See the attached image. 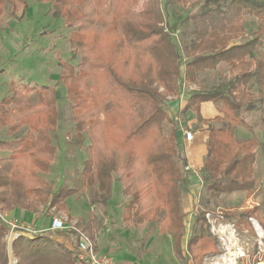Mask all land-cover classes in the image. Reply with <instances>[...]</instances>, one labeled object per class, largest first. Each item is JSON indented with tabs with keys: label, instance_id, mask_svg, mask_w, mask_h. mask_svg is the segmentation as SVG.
<instances>
[{
	"label": "trees",
	"instance_id": "trees-1",
	"mask_svg": "<svg viewBox=\"0 0 264 264\" xmlns=\"http://www.w3.org/2000/svg\"><path fill=\"white\" fill-rule=\"evenodd\" d=\"M10 1L12 13L26 12L28 0ZM40 1L52 3L53 18L75 28L68 41L80 60L60 62L59 80L70 101L74 132L88 138L89 156L77 188L54 189L45 178L56 153L54 88L19 91L12 85L0 100V129L11 135L0 141V148L9 150L0 158V203L6 210L25 211L42 205L46 216L51 209L66 211L67 199L80 187L87 205L104 216L114 183L122 182L123 193L131 196L124 220L149 221L171 237L181 259L197 260L204 217L196 215L198 233L193 231L182 248L187 161L177 141V121L166 111L168 97H177L188 84L204 85L206 74L214 76L211 85L189 91L180 114L198 116L205 101L216 105L223 116L208 123L203 187L214 196H248L255 188L257 143L240 138L238 130L251 129L246 117L253 112H261L264 122V0H152L136 12L141 0ZM256 210L240 213V223L249 225L248 217L261 221ZM73 226L19 236L11 245L16 264H79L80 223ZM82 229L91 234L88 224ZM6 233L0 221V264H9Z\"/></svg>",
	"mask_w": 264,
	"mask_h": 264
},
{
	"label": "rangeland",
	"instance_id": "rangeland-1",
	"mask_svg": "<svg viewBox=\"0 0 264 264\" xmlns=\"http://www.w3.org/2000/svg\"><path fill=\"white\" fill-rule=\"evenodd\" d=\"M151 2L152 0H141L133 11L143 10ZM160 2L162 3V0ZM11 3L10 0H0V100L9 94L12 85L19 91H23L24 86L54 88L58 120L57 128L51 135L56 153L45 178L56 190L77 188L83 161L89 156V142L86 136L80 138L74 132L75 122L70 101L65 87L59 80L60 62L69 60L76 64L80 60V55L71 51L68 41L75 28L66 27L60 19L53 18L52 3L28 0L26 12H21L20 8L15 13L11 12ZM186 9L187 7L180 8V13ZM183 26L188 27L190 24L185 23ZM206 78L204 85L188 84L183 89L196 90L215 81L212 74H206ZM170 98L168 97V100ZM246 119L251 129L240 127L238 136L253 138L257 143L254 149L256 159L252 176L255 188L252 192L248 196L244 192H217L214 196L211 191L202 187L193 199L188 194V189L181 192V203L187 212L183 218L184 248L186 238L190 237L193 231L198 233L196 215L204 217L201 222L204 227V239L199 247L197 260H182L175 251L173 257L171 237L159 232L149 221L137 223L136 217L124 220V217L130 214L127 205L131 196L123 193L122 182H115L113 185L107 215L103 216L102 210L87 205L86 192L80 187L79 192H74L67 199L66 211L51 209L49 212L66 216L68 225L76 226L79 222L80 233L92 236L93 242L96 236L99 238L104 234L107 238L109 235L114 241H107L105 245H123L125 253L130 252L136 262L141 264H264V122L259 111L247 115ZM9 137L11 135L8 130L0 129V141ZM7 155L9 150L0 148V158ZM204 198H207V201H204ZM36 207V211L44 213L42 205ZM253 208H257L256 214L263 217L261 221L259 218L248 217L249 225L241 224L244 220H238V215ZM2 210L7 212L3 205ZM89 212L96 219L88 222L86 217ZM85 222L90 226L91 234L82 229ZM106 223L109 224L108 230L105 229ZM136 230L142 234H137ZM71 238L73 242L76 239L75 236ZM5 242L9 264H16L17 257L12 252V244L6 240ZM146 244H151L147 250L144 247ZM107 255L113 259L122 257L121 253L115 252Z\"/></svg>",
	"mask_w": 264,
	"mask_h": 264
},
{
	"label": "crops",
	"instance_id": "crops-1",
	"mask_svg": "<svg viewBox=\"0 0 264 264\" xmlns=\"http://www.w3.org/2000/svg\"><path fill=\"white\" fill-rule=\"evenodd\" d=\"M188 88V87H187ZM189 98V89L184 88L182 92L177 96L170 98L167 102L166 111L167 114L176 119L177 121V141L180 145L181 151L187 161V178H188V194L192 197L198 194V190L203 187V180L201 176V168L204 164L206 156V142L208 138V123L215 117H222L223 114L217 109L216 105L211 101H205L200 103L198 116L191 112L187 111L183 114H180L187 104ZM191 133V138L186 139L185 133ZM7 213L10 217H16L19 220L31 223L37 229H47L51 224V218L54 213L49 212L46 216H43L39 211H25L21 209L7 210ZM94 216L89 212V216L86 217L89 222ZM107 219L109 217L107 216ZM86 224V222L84 223ZM106 223L105 229L108 230ZM105 231V230H104ZM55 232V231H50ZM129 233V232H127ZM137 234H140L136 230ZM142 234V233H141ZM140 234V235H141ZM184 237V236H183ZM182 237V238H183ZM56 241L64 244V246L69 247L70 244L66 239L62 237H54ZM187 240V238H186ZM107 241H114L109 235L107 238L102 235V237H97L94 241L96 251L109 254L110 252L121 253L122 257L114 258L115 264H141L136 262V259L133 255L125 253V248L120 244H108ZM166 241V240H165ZM186 243V241H185ZM171 253L174 257V248L172 242ZM151 244H146L144 247L149 248ZM184 248V246H182ZM139 249V248H138ZM138 249L136 250V256L138 255ZM127 250V249H126ZM142 252V251H141ZM142 254V253H141ZM140 256V255H139ZM119 258V259H118ZM183 260V259H182Z\"/></svg>",
	"mask_w": 264,
	"mask_h": 264
},
{
	"label": "built area",
	"instance_id": "built-area-1",
	"mask_svg": "<svg viewBox=\"0 0 264 264\" xmlns=\"http://www.w3.org/2000/svg\"><path fill=\"white\" fill-rule=\"evenodd\" d=\"M191 133H185V138L190 139ZM0 221L6 226L5 240L12 242L19 236L32 237L45 231L68 230L74 228L67 224L66 216L54 213L51 218V224L47 229H37L31 223L19 220L16 217H10L7 212L2 210L0 203ZM75 258L79 264H115L114 259L107 254H100L95 249L94 242L84 233H80L76 241Z\"/></svg>",
	"mask_w": 264,
	"mask_h": 264
}]
</instances>
